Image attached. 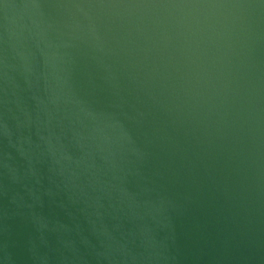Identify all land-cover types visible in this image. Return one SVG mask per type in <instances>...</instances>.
<instances>
[{
    "label": "water",
    "instance_id": "1",
    "mask_svg": "<svg viewBox=\"0 0 264 264\" xmlns=\"http://www.w3.org/2000/svg\"><path fill=\"white\" fill-rule=\"evenodd\" d=\"M0 264H264V0H0Z\"/></svg>",
    "mask_w": 264,
    "mask_h": 264
}]
</instances>
